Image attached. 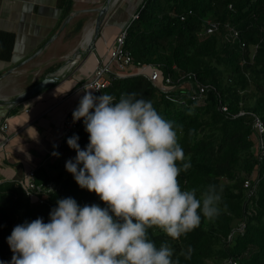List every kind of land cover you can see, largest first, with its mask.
<instances>
[{
	"label": "trees",
	"instance_id": "16d2710c",
	"mask_svg": "<svg viewBox=\"0 0 264 264\" xmlns=\"http://www.w3.org/2000/svg\"><path fill=\"white\" fill-rule=\"evenodd\" d=\"M58 8L68 17L74 0H58ZM134 15L139 18L127 24L125 51L135 74L114 79L104 92L117 99L135 92L182 126L179 142L192 165L178 177L182 188H195L199 195L209 183L223 186L221 212L214 220L202 219L179 239L160 229H150V238L158 247L167 243L179 264H264V153L251 115L264 122V0H143ZM87 22L85 13L76 16L65 40L81 34ZM15 41L14 34L0 31L1 61H11ZM143 68L147 73L139 74ZM152 70L159 80L150 78ZM196 82L206 89L202 101L191 98ZM74 134L86 147L85 126L69 137ZM69 137L49 167L53 173L35 170L37 185L58 187L48 204H32L18 182L0 184V260L11 261L7 237L14 226L38 217L47 222L58 199L104 206L66 170V161L76 156Z\"/></svg>",
	"mask_w": 264,
	"mask_h": 264
},
{
	"label": "clouds",
	"instance_id": "9594fccd",
	"mask_svg": "<svg viewBox=\"0 0 264 264\" xmlns=\"http://www.w3.org/2000/svg\"><path fill=\"white\" fill-rule=\"evenodd\" d=\"M93 90L84 85L73 110L89 143L82 148L79 135L69 137L76 156L65 167L104 206L58 199L47 222L38 217L14 226L7 237L13 256L0 264H179L173 249L158 247L149 230L179 239L220 214L222 185L209 183L199 195L181 186L180 173L192 166L179 142L181 125L135 92L117 99Z\"/></svg>",
	"mask_w": 264,
	"mask_h": 264
},
{
	"label": "crops",
	"instance_id": "0c3cea01",
	"mask_svg": "<svg viewBox=\"0 0 264 264\" xmlns=\"http://www.w3.org/2000/svg\"><path fill=\"white\" fill-rule=\"evenodd\" d=\"M142 1L121 0L107 19L96 52L83 59L57 85L10 108L3 105L64 66L83 34L66 41V31L75 16L87 11L85 0H74L75 16L62 29L67 17L58 8V0H0V31L16 37L11 61L0 60V128L5 119L8 123L6 133L0 129V184H21L30 171L39 168L53 173L49 167L59 157L52 153L58 151L64 123L73 117L84 94V84L94 77L99 61L109 59L117 36ZM134 74L133 68L125 72V76Z\"/></svg>",
	"mask_w": 264,
	"mask_h": 264
},
{
	"label": "built area",
	"instance_id": "2783aa9c",
	"mask_svg": "<svg viewBox=\"0 0 264 264\" xmlns=\"http://www.w3.org/2000/svg\"><path fill=\"white\" fill-rule=\"evenodd\" d=\"M138 15H133V20L138 19ZM129 26L127 25L117 36L114 45L112 46L109 59L104 61L100 60L98 68L94 74V77L84 85H88L90 88L94 89L93 92L95 95H101L104 93V90L111 85L112 81L116 78L125 77V72L128 69L133 68V59L131 55L125 51V44L127 39V31ZM214 27L209 28L208 33H213ZM237 35V33H235ZM147 68L139 70V74H146ZM153 81H157L160 78L159 72L156 70L150 71L148 74ZM166 83L170 84L171 79H166ZM197 89L194 90L191 98L194 101H202L206 96V89L196 82ZM222 111H227V106L221 108ZM254 118V129L258 132L260 141L259 149L264 153V122L260 117L251 114ZM83 119L80 121L74 122L73 117L68 118L64 123V132L62 136V141L69 137L74 131H76L80 126H83ZM1 131L6 133L8 130L7 119L1 125ZM61 145V144H60ZM60 145L58 147H60ZM6 143L1 145V148L4 149ZM35 171H30L24 181L21 183L24 189V192L32 204L44 205L48 204L51 198V195L57 191L58 187L54 184H48L46 186L37 185L35 181ZM250 183L245 182V187L248 188ZM233 264H237L234 263Z\"/></svg>",
	"mask_w": 264,
	"mask_h": 264
},
{
	"label": "water",
	"instance_id": "95a60500",
	"mask_svg": "<svg viewBox=\"0 0 264 264\" xmlns=\"http://www.w3.org/2000/svg\"><path fill=\"white\" fill-rule=\"evenodd\" d=\"M121 0H106L102 7L96 9L97 16L95 19L94 25V32L91 38V41L85 48L84 45L82 46V41L79 42L78 47L74 50V52L67 57L65 64L63 67L59 68L56 72L48 75L44 78V80L40 81L38 84L34 85L33 87L29 88L28 90L18 94L13 100L6 102L3 106H8L10 108L18 107L28 101H30L33 97L39 95L40 93L44 92L45 90L57 85L65 76H67L73 69H75L83 59H85L89 54L96 52L97 50V42L99 41L103 28L107 23V19L109 15L113 11V9L119 4ZM75 13L72 12L65 20L62 29L74 18ZM86 27V26H85ZM83 29V33L85 30ZM84 49V50H82ZM39 53L35 54L38 55ZM68 66L69 68L64 72L63 75H57L58 72Z\"/></svg>",
	"mask_w": 264,
	"mask_h": 264
},
{
	"label": "rangeland",
	"instance_id": "374dc122",
	"mask_svg": "<svg viewBox=\"0 0 264 264\" xmlns=\"http://www.w3.org/2000/svg\"><path fill=\"white\" fill-rule=\"evenodd\" d=\"M105 1L106 0H85V3L83 5H84L85 10L87 11L85 13L88 16V22H87V24L89 23L90 20L96 19V16H97L96 9H99L100 7H102V5L104 4ZM117 6H119V5H117ZM80 36L81 37L79 38V41L82 40L83 34H81Z\"/></svg>",
	"mask_w": 264,
	"mask_h": 264
},
{
	"label": "bare ground",
	"instance_id": "6f19581e",
	"mask_svg": "<svg viewBox=\"0 0 264 264\" xmlns=\"http://www.w3.org/2000/svg\"><path fill=\"white\" fill-rule=\"evenodd\" d=\"M94 25H95V19L90 20L89 23L86 25L83 36H82V46L84 45V47L86 48L87 45L89 44V42L91 41V38L93 36V32H94ZM81 37V36H80ZM81 40V39H80ZM80 42V41H79ZM84 50V49H82ZM73 51V50H72ZM69 67L66 66L64 68H62L57 75L61 76L64 74V72L68 69Z\"/></svg>",
	"mask_w": 264,
	"mask_h": 264
}]
</instances>
